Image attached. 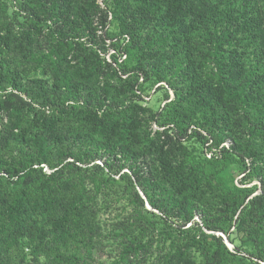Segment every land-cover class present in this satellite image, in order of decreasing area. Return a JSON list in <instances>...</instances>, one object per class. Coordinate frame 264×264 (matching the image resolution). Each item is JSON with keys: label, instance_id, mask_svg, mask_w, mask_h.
Wrapping results in <instances>:
<instances>
[{"label": "trees", "instance_id": "1", "mask_svg": "<svg viewBox=\"0 0 264 264\" xmlns=\"http://www.w3.org/2000/svg\"><path fill=\"white\" fill-rule=\"evenodd\" d=\"M108 39L110 58L101 55ZM149 83L166 90L158 110L142 103ZM84 143L105 150L104 161ZM197 143L260 178L258 194L239 187L224 197L230 222L255 240L264 220V0H0V264H99L93 185L131 205L136 250L171 228L188 251L221 260L208 241L221 235L187 230L205 192L193 179L206 175ZM144 196L162 227L147 218L155 213ZM255 256L264 261V251ZM170 264L203 263L182 251Z\"/></svg>", "mask_w": 264, "mask_h": 264}, {"label": "rangeland", "instance_id": "2", "mask_svg": "<svg viewBox=\"0 0 264 264\" xmlns=\"http://www.w3.org/2000/svg\"><path fill=\"white\" fill-rule=\"evenodd\" d=\"M111 17L109 33L114 36L118 29L116 20ZM98 32L101 33V31ZM110 41V39L106 40V48L109 47ZM100 44V42L95 43L94 47L98 48ZM113 52L112 48H108L102 51L101 55L110 58ZM47 77L50 78V76ZM156 88L157 85L149 83L145 91L150 94L149 96H145L142 102L153 110H158L166 102V90L162 88L155 91ZM169 92L172 95V91L170 90ZM153 126L156 128L155 124ZM225 144L227 147L230 146V141L226 140ZM196 146L203 156L199 168L205 169L206 175L201 180L199 178L200 175L193 177L199 184L203 183L201 184L202 187L197 184L198 190L195 191L200 193L201 188H203L205 192L200 203L193 210V219L188 224L187 230L190 231L191 235L198 234L199 229L210 234L221 235L223 237V244L213 240L211 237H209L208 241L213 251H219V256L222 259L209 260L207 263L201 249L192 246L191 251H188L190 250L186 246L188 238L182 237L180 231L177 229L171 228H169L172 231L170 234H157L152 244L147 248L136 250V245L130 246V240L138 234V231L134 230L131 226V205L125 199L109 200L112 197L108 188L93 185V187H88L89 195L93 196L91 201L102 206L100 212L101 235L98 242L100 246L98 255L99 264H170L178 258L179 253L182 251L190 252L196 261L203 264H264L263 260L255 256L257 253H263L264 251V220L256 239L251 240L247 238L244 231L239 230L236 217H234V223L230 222L229 217L231 216V212L225 211L224 204V197L227 196V193H236L239 187H256L253 195L258 194L261 191L260 178L257 175L253 176V178L245 176L246 174L243 172L245 168L241 163L239 164L238 157L233 156L231 160L227 159L226 162L217 161L214 158H210L213 153L212 151L215 150L214 148L201 145V143H197ZM89 147L91 146L84 143L82 149L88 154L90 159L94 157V162L102 163L104 161L102 157L106 154L105 150L93 148L92 151H86L91 149ZM47 169L51 171L50 168ZM124 171H130L129 166H124L122 172ZM140 193L142 194V192ZM148 203L147 200L146 208L150 212H154L155 215L149 213L147 214V218L153 224L157 223V225H161L162 227V219L158 216L161 215V212L150 203L148 205ZM211 221L219 223L223 227V230L213 231L207 229L205 222ZM174 223H177L175 214L170 218L169 226L177 228ZM126 228H128L127 236L123 235ZM128 248L131 250L129 251ZM26 264L38 263L28 261Z\"/></svg>", "mask_w": 264, "mask_h": 264}, {"label": "water", "instance_id": "3", "mask_svg": "<svg viewBox=\"0 0 264 264\" xmlns=\"http://www.w3.org/2000/svg\"><path fill=\"white\" fill-rule=\"evenodd\" d=\"M144 199H145V201L147 202V200H146V198L144 197ZM148 205H149V203H148Z\"/></svg>", "mask_w": 264, "mask_h": 264}]
</instances>
